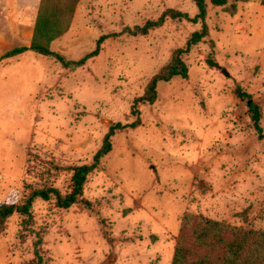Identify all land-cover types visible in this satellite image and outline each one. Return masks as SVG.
<instances>
[{
	"label": "rangeland",
	"instance_id": "374dc122",
	"mask_svg": "<svg viewBox=\"0 0 264 264\" xmlns=\"http://www.w3.org/2000/svg\"><path fill=\"white\" fill-rule=\"evenodd\" d=\"M40 1L0 0V201L71 191L73 168L93 162L111 125L137 119L135 98L202 26L167 18L134 36L124 30L168 8L195 17V1L80 0L51 48L78 60L107 36L84 66L67 70L31 49L2 58L30 46ZM238 6L230 15L208 0L210 34L183 56L188 77L160 82L140 124L113 137L84 189L91 204L39 199L32 222L14 215L0 264H38V238L45 264H172L186 213L264 231V4ZM239 86L262 110V136Z\"/></svg>",
	"mask_w": 264,
	"mask_h": 264
},
{
	"label": "trees",
	"instance_id": "16d2710c",
	"mask_svg": "<svg viewBox=\"0 0 264 264\" xmlns=\"http://www.w3.org/2000/svg\"><path fill=\"white\" fill-rule=\"evenodd\" d=\"M80 0H41L30 46L15 47L7 50L2 58H9L25 53L28 49L39 55L56 59L67 70H76L86 62L97 56L101 51V45L107 36H101L96 48L78 60H70L63 53L52 50V42L64 35L70 26L71 19ZM198 8L195 17L178 9L168 8L156 20H148L144 25L134 28H126L124 31L131 35H148L152 30L164 25L167 18L176 20L187 19L201 23V29L196 30L186 47L174 50L169 63L156 73L147 86L144 94L135 98L132 106V114L137 119L130 124L116 123L110 126L106 133L102 146L94 155L91 164H83L73 168V184L71 191L63 193L59 188L50 185L33 189L22 202L0 201V236L4 235L9 226V221L14 215H20L23 223L33 221V207L37 200H55L58 207L69 209L79 202L90 205L85 200L84 189L89 176L101 165L102 160L113 149V137L130 127L140 124V106L153 104L158 98V85L160 82H170L175 77L187 78L189 68L183 56L191 47L202 41L210 34L208 19V0H194ZM251 0H210L214 7H221L224 12L235 15L239 10V3H247ZM264 4V0H262ZM241 97H249L248 107L253 126L262 136V110L258 104L252 102L250 94L237 88ZM41 238L35 243V255L38 264H45L44 256L40 251ZM172 264H264V231L247 230L243 227L230 225L206 217L203 214L186 213L182 219L180 234L177 238L174 259Z\"/></svg>",
	"mask_w": 264,
	"mask_h": 264
},
{
	"label": "water",
	"instance_id": "95a60500",
	"mask_svg": "<svg viewBox=\"0 0 264 264\" xmlns=\"http://www.w3.org/2000/svg\"><path fill=\"white\" fill-rule=\"evenodd\" d=\"M207 62L210 66L221 68L220 63L215 61L214 59H208ZM224 71L226 72V70Z\"/></svg>",
	"mask_w": 264,
	"mask_h": 264
},
{
	"label": "crops",
	"instance_id": "0c3cea01",
	"mask_svg": "<svg viewBox=\"0 0 264 264\" xmlns=\"http://www.w3.org/2000/svg\"><path fill=\"white\" fill-rule=\"evenodd\" d=\"M40 3H41V1H40ZM39 8H40V4H39ZM39 8H38V12H39ZM38 12H37V14H36L35 23H36V19H37ZM34 27H35V25H34ZM33 31H34V30H33Z\"/></svg>",
	"mask_w": 264,
	"mask_h": 264
}]
</instances>
